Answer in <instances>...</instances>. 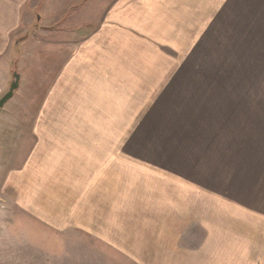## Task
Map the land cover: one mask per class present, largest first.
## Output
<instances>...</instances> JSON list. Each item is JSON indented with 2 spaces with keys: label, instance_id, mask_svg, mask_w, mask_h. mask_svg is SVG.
Masks as SVG:
<instances>
[{
  "label": "rangeland",
  "instance_id": "rangeland-1",
  "mask_svg": "<svg viewBox=\"0 0 264 264\" xmlns=\"http://www.w3.org/2000/svg\"><path fill=\"white\" fill-rule=\"evenodd\" d=\"M28 6L16 31L24 51L17 50L11 72L19 73V86L5 104L19 136L34 135L48 92V104L66 110L51 116L67 132H73L69 121H110L109 145L94 148L126 172L128 202L141 199L135 189L141 185H158L168 196L201 185L208 198L225 199L261 183L263 0H30ZM92 39L102 55L93 48V57L72 58L79 47L91 52ZM63 73L80 94L57 104L54 89ZM102 131L94 128L100 141ZM5 180L1 174L0 187ZM71 243L68 238L62 256L48 255L47 264L85 263Z\"/></svg>",
  "mask_w": 264,
  "mask_h": 264
},
{
  "label": "crops",
  "instance_id": "crops-1",
  "mask_svg": "<svg viewBox=\"0 0 264 264\" xmlns=\"http://www.w3.org/2000/svg\"><path fill=\"white\" fill-rule=\"evenodd\" d=\"M29 2L0 0V97L8 91L17 50L24 51V36L16 31ZM93 43H87L91 52L79 47L72 58L93 57ZM65 75L54 89L57 104L80 94ZM103 86L98 82L97 98ZM50 97L44 95L30 138L10 126V99L0 110V175H6L0 187V257L10 258L9 264H47L48 255H63L69 238L73 254L86 257L81 264H264V178L248 184L240 197L208 198L201 185L183 186L176 196L167 191L169 197L158 185H141L135 187L141 199L128 202L126 172L114 167L108 152L99 157L94 148L109 145L104 139L110 121H69L73 132H67L51 116L66 110L50 106ZM96 127L103 130L102 141L94 137ZM15 256L27 259L15 263Z\"/></svg>",
  "mask_w": 264,
  "mask_h": 264
},
{
  "label": "water",
  "instance_id": "water-1",
  "mask_svg": "<svg viewBox=\"0 0 264 264\" xmlns=\"http://www.w3.org/2000/svg\"><path fill=\"white\" fill-rule=\"evenodd\" d=\"M20 75L17 71L12 73V79L9 84L8 91L0 98V110L3 105L13 96L15 90L19 86Z\"/></svg>",
  "mask_w": 264,
  "mask_h": 264
}]
</instances>
